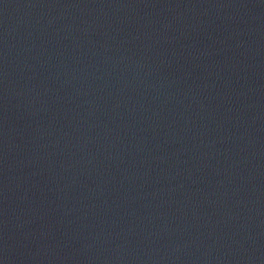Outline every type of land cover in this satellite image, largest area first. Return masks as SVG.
<instances>
[{
	"label": "water",
	"instance_id": "water-1",
	"mask_svg": "<svg viewBox=\"0 0 264 264\" xmlns=\"http://www.w3.org/2000/svg\"><path fill=\"white\" fill-rule=\"evenodd\" d=\"M0 264H264V0H0Z\"/></svg>",
	"mask_w": 264,
	"mask_h": 264
}]
</instances>
